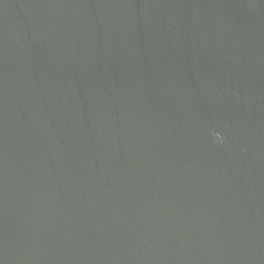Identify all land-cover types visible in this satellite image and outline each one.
I'll use <instances>...</instances> for the list:
<instances>
[{"label":"water","instance_id":"1","mask_svg":"<svg viewBox=\"0 0 264 264\" xmlns=\"http://www.w3.org/2000/svg\"><path fill=\"white\" fill-rule=\"evenodd\" d=\"M0 264H264V0H0Z\"/></svg>","mask_w":264,"mask_h":264}]
</instances>
